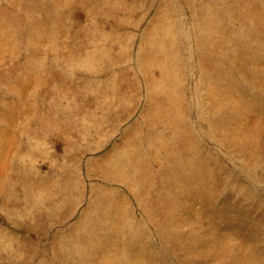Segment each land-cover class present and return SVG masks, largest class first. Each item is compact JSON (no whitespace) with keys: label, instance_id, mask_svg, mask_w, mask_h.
Segmentation results:
<instances>
[{"label":"rangeland","instance_id":"374dc122","mask_svg":"<svg viewBox=\"0 0 264 264\" xmlns=\"http://www.w3.org/2000/svg\"><path fill=\"white\" fill-rule=\"evenodd\" d=\"M0 264H264V0H0Z\"/></svg>","mask_w":264,"mask_h":264}]
</instances>
